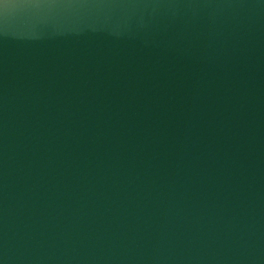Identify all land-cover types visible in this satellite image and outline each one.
<instances>
[{
    "label": "water",
    "instance_id": "water-1",
    "mask_svg": "<svg viewBox=\"0 0 264 264\" xmlns=\"http://www.w3.org/2000/svg\"><path fill=\"white\" fill-rule=\"evenodd\" d=\"M0 264H264V0H0Z\"/></svg>",
    "mask_w": 264,
    "mask_h": 264
}]
</instances>
